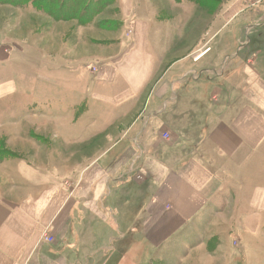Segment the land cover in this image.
Returning <instances> with one entry per match:
<instances>
[{
  "label": "crops",
  "instance_id": "1",
  "mask_svg": "<svg viewBox=\"0 0 264 264\" xmlns=\"http://www.w3.org/2000/svg\"><path fill=\"white\" fill-rule=\"evenodd\" d=\"M260 31L221 60L209 56L211 50L193 64L182 60L184 72L169 80L166 92V68L160 70L144 35L120 55L119 49L104 52L97 68L84 43L72 53L71 67L53 69L80 83L78 92L70 90L78 102L47 109L33 103L22 115L6 107L0 264L123 261L132 254L123 244L130 240L134 247L142 237L155 254L204 218L223 192L230 209L241 208L229 217L244 224L246 250L258 252L253 241L264 238ZM3 87L0 99L17 93L12 84ZM45 123L51 135L44 134ZM126 124L131 146L124 141ZM46 233L52 243L44 241Z\"/></svg>",
  "mask_w": 264,
  "mask_h": 264
},
{
  "label": "rangeland",
  "instance_id": "2",
  "mask_svg": "<svg viewBox=\"0 0 264 264\" xmlns=\"http://www.w3.org/2000/svg\"><path fill=\"white\" fill-rule=\"evenodd\" d=\"M81 7L87 8L84 16L59 21L37 10L31 1L22 6L0 2V89L10 84L17 88L12 97L0 99L1 123L6 120L8 106L16 107L14 115H22L33 103L47 109L78 102L70 90L78 92L80 83L53 69L71 67L72 53L84 43L94 55L90 66L97 68L104 52L119 49L120 55L132 48L138 34L144 35L162 61L160 70L166 68V92L169 80L182 76V60L193 64L203 50H211L209 56L221 60L264 28V0H83ZM169 61L175 67L173 72L168 70ZM92 75L95 82L97 75ZM124 128V141L126 137L130 145L127 130L131 127L126 124ZM44 134L51 135L49 127ZM228 205L229 193L223 192L206 216L189 225L168 248L153 254L144 237L135 241L134 247L127 240L121 248L131 256L105 264H264V238L253 241L258 252L254 247L246 250L250 240L244 224L229 217L241 208Z\"/></svg>",
  "mask_w": 264,
  "mask_h": 264
},
{
  "label": "trees",
  "instance_id": "3",
  "mask_svg": "<svg viewBox=\"0 0 264 264\" xmlns=\"http://www.w3.org/2000/svg\"><path fill=\"white\" fill-rule=\"evenodd\" d=\"M30 1L37 10L44 11L59 21L75 19L76 16L85 14L87 10V8L83 9L81 7L83 0H0V2L14 4L16 6H22ZM66 6L69 7L68 10H66Z\"/></svg>",
  "mask_w": 264,
  "mask_h": 264
},
{
  "label": "built area",
  "instance_id": "4",
  "mask_svg": "<svg viewBox=\"0 0 264 264\" xmlns=\"http://www.w3.org/2000/svg\"><path fill=\"white\" fill-rule=\"evenodd\" d=\"M6 52H7V50H6ZM94 71H96L95 69H94ZM164 138L165 139H170V135L169 134H167V133H165L164 134ZM44 241L46 242V243H52L53 241H54V238L52 237V236H50L49 234H45L44 235Z\"/></svg>",
  "mask_w": 264,
  "mask_h": 264
}]
</instances>
